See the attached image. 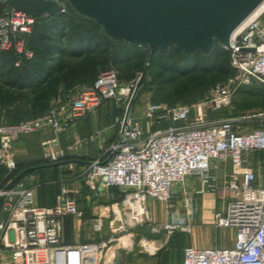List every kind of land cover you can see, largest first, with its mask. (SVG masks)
Masks as SVG:
<instances>
[{"label":"built area","instance_id":"1","mask_svg":"<svg viewBox=\"0 0 264 264\" xmlns=\"http://www.w3.org/2000/svg\"><path fill=\"white\" fill-rule=\"evenodd\" d=\"M261 18L264 11L232 34L228 50L232 75L210 89L206 103L197 104L207 105L210 114L231 108L239 87L252 82L264 86V52L246 51L264 48ZM34 22V17L11 10L0 15V53L12 51L19 58H31L25 36ZM18 65L19 60L15 62ZM140 78L121 84L117 70L110 67L101 71L91 86L64 101H54L43 116L0 123V165L9 175L14 172V145L25 136L45 130L56 135L94 114L106 101H127L128 106ZM194 107L147 105V117L157 113L159 121L179 124L147 136L142 124L125 113L114 140L100 146L97 156L75 172L90 189L123 192L118 204L101 208L91 219L93 234H101L106 221L108 228L106 235L92 242H63V219L70 216L80 222L83 218L71 197L73 192L65 186L60 187L52 206L37 205L33 189L22 181L10 180L0 186V264H109L120 251L130 253L142 245L135 240L133 228L150 223L148 200L164 205L168 220L161 227L169 238L178 231L191 232L194 195L205 194L225 201L212 226L233 230V246H190L183 250L182 260L173 264H264V180H259L262 163L254 161V155L264 151V111L209 120L197 115L191 118ZM42 148L45 161L53 164L67 154L76 155L81 144L61 148L54 137L42 142ZM226 162L230 170L218 180L219 164ZM190 177L198 183L193 192L186 189ZM174 186L183 197V216L170 205Z\"/></svg>","mask_w":264,"mask_h":264},{"label":"trees","instance_id":"2","mask_svg":"<svg viewBox=\"0 0 264 264\" xmlns=\"http://www.w3.org/2000/svg\"><path fill=\"white\" fill-rule=\"evenodd\" d=\"M64 3V11L59 10L46 18H35L30 33L25 36L26 46L32 52L31 58H19L12 51L0 53V123L12 124L43 116L52 102L57 99L64 101L78 90L91 86L101 71L110 67L116 69L119 62L124 60L136 61L133 72L140 69L145 62L152 63L160 77L169 76L170 79L165 80V83L200 70L207 71L212 67L225 77L232 75L229 52L217 43L208 54H185L170 47L168 51H158L150 57L146 48L111 40L94 21L76 13L66 1ZM4 9L10 11L0 3V11ZM18 60L19 65L15 66ZM118 79L120 82L119 74ZM204 90L183 98L182 102L200 98ZM237 97L256 100L257 110L251 113L264 111V86L252 82L249 86L239 87L233 98ZM108 102L112 101H106L102 106ZM150 102L166 107L173 104L171 99H162L156 95L151 96ZM245 108V104L237 105L234 113L227 114L225 110H220L211 115L213 119L225 115L236 117L246 114L247 112L242 111ZM160 123L169 124L156 121L148 131L143 128L144 135L159 130L157 125ZM65 159L68 158L62 160ZM74 162L78 166L86 163L83 159H76ZM21 170L9 175L0 165V186H5L12 179L13 183L17 182L20 177L15 178ZM52 185L59 189L57 183ZM111 191L122 197L118 189L112 188ZM88 216L89 214L85 213V217ZM64 232L63 228V234Z\"/></svg>","mask_w":264,"mask_h":264},{"label":"crops","instance_id":"3","mask_svg":"<svg viewBox=\"0 0 264 264\" xmlns=\"http://www.w3.org/2000/svg\"><path fill=\"white\" fill-rule=\"evenodd\" d=\"M109 109L110 106L104 105L94 114L80 119L56 135H54V133L50 130L35 133L37 135L50 134L51 137L47 139L54 138L52 136L54 135L57 139V145L61 148H65L66 146L75 142H79L81 144V148L76 155L67 154L66 158L68 159L53 164L47 162L46 165L42 167V170H59L62 167L65 168L70 166H78L77 163L74 162L76 159H83L84 162L93 160L98 154L99 147L112 142L118 131V127L114 130L105 122V119L108 118L106 114L108 113ZM70 133L72 134L71 136ZM23 138L21 139L23 140ZM21 139L14 145L15 159H17V153L25 151L23 141ZM47 139L41 141V147L42 142ZM263 165L264 164H262V166ZM21 169L23 170L24 168ZM22 170L19 174L23 173ZM229 170L230 165L228 162L220 163L217 173L218 180H221L222 176L229 172ZM27 175L28 174H23L17 181H22L26 187H29L24 183V179L27 177ZM260 182H263V179L260 180ZM48 183H57L59 185L58 193L62 185L71 190L73 192L71 197L75 200L78 209L83 212V218L80 222H77V220L72 217L73 225L69 224V226H67L69 227L68 233L66 235L63 234V242L65 244L92 242L98 239L100 236H104L108 233L107 221L101 234L92 233L90 221L95 217L96 213L99 212L98 210L101 208L118 204L121 199L119 197L120 194L117 196L111 190L101 191L98 189H90L84 185H81L80 181H76V177L73 176L66 177L65 179L50 180L46 182V184ZM197 187L198 183L194 177L187 178V190L193 192L197 189ZM173 189L174 195L171 201V204L174 202L173 210L178 211L183 216L185 211L183 208V197L179 192L180 188L173 187ZM118 192L122 193L123 195L121 190H118ZM36 203L38 205L37 200ZM194 203L196 207V213L192 221H190L191 232L188 234L178 231L173 233L169 238H166L161 227L162 224L166 223L168 220L165 207H163L162 203L148 200L146 202V208L147 212L149 213L150 223L143 226H135L133 228L135 240L142 242V245L130 253L120 251L109 262V264H173L182 260L183 250L190 246L201 248L232 247L234 243V231L230 229L225 230L214 228L212 226L214 215L223 210L225 201L221 200L218 195L205 194L203 196L194 195ZM54 204L55 200L50 205L39 206H52ZM85 213L89 214L87 218L85 217ZM65 218H70V216ZM111 218L114 220L116 219V217L113 215ZM219 230L226 231L223 238L218 237ZM2 257H4L6 260L7 255L4 254Z\"/></svg>","mask_w":264,"mask_h":264},{"label":"water","instance_id":"4","mask_svg":"<svg viewBox=\"0 0 264 264\" xmlns=\"http://www.w3.org/2000/svg\"><path fill=\"white\" fill-rule=\"evenodd\" d=\"M94 21L111 40L149 50L174 47L208 54L217 43L229 50L232 34L264 0H64ZM13 12L46 18L61 10L57 0H0ZM264 52V48L246 50ZM138 81L137 88L140 85ZM134 98L126 108V114ZM160 111V109H158Z\"/></svg>","mask_w":264,"mask_h":264},{"label":"rangeland","instance_id":"5","mask_svg":"<svg viewBox=\"0 0 264 264\" xmlns=\"http://www.w3.org/2000/svg\"><path fill=\"white\" fill-rule=\"evenodd\" d=\"M61 8H65L64 1H58ZM9 11L6 9L0 11V14L4 15L7 14ZM261 24L264 27V18H261ZM150 63V62H149ZM145 62L140 69L133 72V68L136 64L135 60L129 59L119 62L118 66L116 67L117 72L120 76V82L122 84H129L130 82L136 80L138 77H141L140 85L136 90V94L134 97V101L130 107L129 117L137 120L143 126V128L148 131L149 127L155 124L156 121H159L160 115H151L150 117L146 116V107L147 105H155L150 102L151 96L156 95L162 99H171L173 102L172 105H167V108L171 106H178V105H194V111L191 114V118L193 116H203L206 119H213L212 115L209 113L207 109V105H197L201 102H207L209 98V91L211 88L217 85H221L226 82L229 77H225L220 73H217L216 70L212 68L205 71H197L191 73L190 75L183 77V78H175L172 81L165 83V80L170 79L169 76H161L158 75V70L152 63ZM204 90L202 96L200 98H196L190 102L183 103V98L187 96H191L197 94L200 90ZM232 106L225 110L227 114H231L232 112H236L237 105L243 106L244 104L246 107L242 111L250 113L252 111H256V100H251L246 97L242 98H232ZM105 106H110L107 119L105 122L107 125L112 127V129H117L119 127V122L121 121L122 117L126 113L127 101H112L108 102ZM157 106V105H156ZM222 118H229L228 116H223ZM176 126L179 124H172V123H160L157 125L158 129H163L169 126ZM52 135V134H51ZM72 134L70 133V136ZM55 137L54 135H52ZM51 137L50 134L47 135H28L23 138V145L25 148L24 152L17 153V159H15L16 169L15 171L24 168L22 174L16 176L15 179H18L23 174H28L27 177L24 179V183L32 187L38 205H50L54 202L55 196L58 193V188L53 186L52 184L47 185L46 182L50 180H57V179H65L66 177H75L76 173L81 170V166H72V167H62L59 170H42L39 169L40 167H44L46 165V161L43 157V149L41 147V141ZM80 140V139H78ZM77 140V141H78ZM20 141V140H19ZM74 141V140H73ZM70 141V142H73ZM78 157V156H76ZM254 161L260 162L264 164V151L260 153H256L254 155ZM36 168V169H35ZM35 170V171H33ZM12 177V176H11ZM14 179V180H15ZM259 179L264 180V165L261 166L259 171ZM78 179L76 178V181ZM79 181V180H78ZM13 182V179H12ZM263 183V182H261ZM81 185H84L80 181ZM85 186V185H84ZM178 187V186H174ZM174 190V189H173ZM52 202V203H51ZM174 203V202H173ZM170 204L172 209L174 208V204ZM163 205V204H162ZM164 207V205H163ZM64 228L66 235L67 225H73V219L65 218L64 220ZM68 231V230H67ZM226 231L219 230L218 237L223 238L224 233ZM81 234V233H80ZM79 234V235H80ZM82 235V234H81ZM80 235V236H81Z\"/></svg>","mask_w":264,"mask_h":264},{"label":"bare ground","instance_id":"6","mask_svg":"<svg viewBox=\"0 0 264 264\" xmlns=\"http://www.w3.org/2000/svg\"><path fill=\"white\" fill-rule=\"evenodd\" d=\"M264 11V2L255 10V12L245 21L248 22L250 20L255 19L258 15H260L262 12ZM244 22V23H245ZM244 23H242L238 29H236L235 33L244 25Z\"/></svg>","mask_w":264,"mask_h":264}]
</instances>
